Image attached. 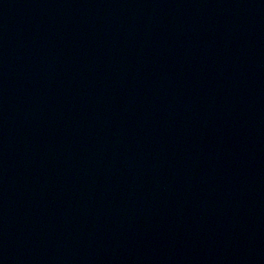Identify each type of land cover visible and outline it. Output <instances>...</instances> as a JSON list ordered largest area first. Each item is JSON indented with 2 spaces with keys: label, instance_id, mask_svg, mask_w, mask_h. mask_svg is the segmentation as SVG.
<instances>
[{
  "label": "water",
  "instance_id": "95a60500",
  "mask_svg": "<svg viewBox=\"0 0 264 264\" xmlns=\"http://www.w3.org/2000/svg\"><path fill=\"white\" fill-rule=\"evenodd\" d=\"M0 264H264V0H0Z\"/></svg>",
  "mask_w": 264,
  "mask_h": 264
}]
</instances>
